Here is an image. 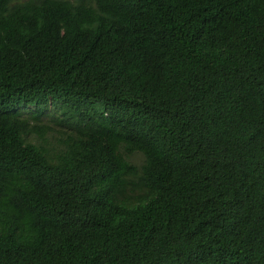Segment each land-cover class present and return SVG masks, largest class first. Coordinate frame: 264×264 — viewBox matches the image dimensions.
Instances as JSON below:
<instances>
[{
    "label": "trees",
    "instance_id": "16d2710c",
    "mask_svg": "<svg viewBox=\"0 0 264 264\" xmlns=\"http://www.w3.org/2000/svg\"><path fill=\"white\" fill-rule=\"evenodd\" d=\"M0 264H264V0H0Z\"/></svg>",
    "mask_w": 264,
    "mask_h": 264
},
{
    "label": "rangeland",
    "instance_id": "374dc122",
    "mask_svg": "<svg viewBox=\"0 0 264 264\" xmlns=\"http://www.w3.org/2000/svg\"><path fill=\"white\" fill-rule=\"evenodd\" d=\"M132 161L137 164L140 165L141 162L143 161V156L141 154H136L132 157ZM132 180H136L135 177H131ZM141 193V191L139 189H133V186H129L127 188V194L132 196L133 201L136 200V197Z\"/></svg>",
    "mask_w": 264,
    "mask_h": 264
}]
</instances>
